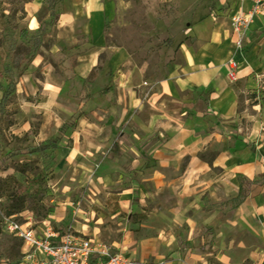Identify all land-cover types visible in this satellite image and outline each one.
Wrapping results in <instances>:
<instances>
[{
    "label": "rangeland",
    "instance_id": "obj_1",
    "mask_svg": "<svg viewBox=\"0 0 264 264\" xmlns=\"http://www.w3.org/2000/svg\"><path fill=\"white\" fill-rule=\"evenodd\" d=\"M29 1L0 0V264H41L9 220L100 240L138 264H224L222 250L248 264L255 240L238 229L239 192L214 201L229 175L221 157L239 141L237 105L208 115L214 87L173 83L188 51L211 38L217 0H104L98 43L86 18L60 25L66 0H44L31 28ZM230 32L224 50H233ZM230 58L215 63L238 90V111L251 114L264 105V74L243 92ZM263 183L264 172L243 177L239 191Z\"/></svg>",
    "mask_w": 264,
    "mask_h": 264
},
{
    "label": "crops",
    "instance_id": "obj_2",
    "mask_svg": "<svg viewBox=\"0 0 264 264\" xmlns=\"http://www.w3.org/2000/svg\"><path fill=\"white\" fill-rule=\"evenodd\" d=\"M43 2L44 0H30L26 3L31 28H38L40 25L37 15L43 7ZM66 2V8L58 16L60 25H74L78 19L86 18L88 23L84 33L91 35L97 43L102 42L104 15L106 13L104 0H66ZM249 5V1L217 0L215 10L221 16L216 17L214 15L215 24L212 28L211 38L206 41L201 52L200 50L198 52L188 51L187 56H185L186 65L178 70L177 76L173 80L175 88L177 87L181 90L193 89L196 86L198 88L214 87V92L211 94L206 107L205 113L208 114L209 112L208 115L213 116L210 113L215 112L219 115L230 116V114L235 112L237 105L239 141L237 145L228 147L224 151V156L221 157L222 161L219 163L226 168V173L229 175L220 180L223 194L217 195L214 201L221 200L222 197H228L229 194L240 193L239 189L242 184L240 183V178H237L238 173L253 181L264 172V105L258 104L259 106H256L251 114L245 111L240 113L238 111V90L237 88L235 90L229 83L225 75V67H220L216 64L223 56V52L229 56L233 54V57L239 60L241 64L237 70L238 74L235 84L240 81L243 82L244 88L241 90L243 92L247 89L258 87V79L264 74V20L255 19L250 24L247 34L248 36L255 34V39H251L247 43L244 51L236 49L234 44L233 50H224L221 44L222 38L227 36L229 30H231L229 18L234 11L240 8H248ZM206 50L212 51L214 62H209L208 55L211 54L206 53ZM163 89L168 94L175 93H173L170 85L168 91L166 87ZM241 116L248 118L250 122L248 127L244 128L241 121H239ZM220 122H223V119ZM258 187V189L247 193L241 199L238 208L240 219L236 221L239 223L238 229L241 228L243 231L247 229L255 240L248 254L251 260L248 261V264H264V183ZM246 210H248L250 219H245L244 212ZM217 213H222L225 216L222 210L214 211V215L220 217ZM196 222H190L192 227H195ZM215 222L216 220H213L211 223L214 224ZM224 222L225 225L228 224L227 217ZM217 232L219 235V230ZM233 242H235V239L226 238L224 240L227 248H230ZM241 243L247 247L246 242L242 241ZM227 251H221V259L224 264H241V262L234 263L230 260Z\"/></svg>",
    "mask_w": 264,
    "mask_h": 264
},
{
    "label": "built area",
    "instance_id": "obj_3",
    "mask_svg": "<svg viewBox=\"0 0 264 264\" xmlns=\"http://www.w3.org/2000/svg\"><path fill=\"white\" fill-rule=\"evenodd\" d=\"M239 1L250 2L248 8L237 9L231 16L232 43L242 49L250 24L255 19L264 20V0ZM238 63L234 57L226 62L232 80L237 78ZM8 227L33 248L37 256L40 254L41 264H138L133 255L123 250L74 232L62 234L53 225L34 228L9 220Z\"/></svg>",
    "mask_w": 264,
    "mask_h": 264
},
{
    "label": "trees",
    "instance_id": "obj_4",
    "mask_svg": "<svg viewBox=\"0 0 264 264\" xmlns=\"http://www.w3.org/2000/svg\"><path fill=\"white\" fill-rule=\"evenodd\" d=\"M19 56V57H18ZM17 59L15 58V60H17V64L19 65L20 63H22V62H24V59H23V51L21 50V48H18V53H17ZM239 178H240V183L242 184L241 186L243 187V176H242V174H239ZM241 179H242V182H241ZM246 196V193L244 192V190H243V192H242V189H241V191H240V193H239V196L238 197H241V199L242 198H244Z\"/></svg>",
    "mask_w": 264,
    "mask_h": 264
}]
</instances>
